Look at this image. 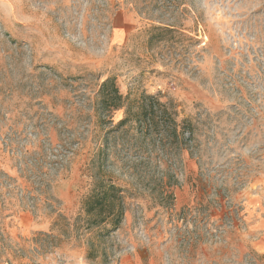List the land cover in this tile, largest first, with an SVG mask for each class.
<instances>
[{"label": "rangeland", "instance_id": "374dc122", "mask_svg": "<svg viewBox=\"0 0 264 264\" xmlns=\"http://www.w3.org/2000/svg\"><path fill=\"white\" fill-rule=\"evenodd\" d=\"M107 79L189 131L104 122ZM96 178L126 209L104 238L82 209ZM257 214L264 0H0V264H264Z\"/></svg>", "mask_w": 264, "mask_h": 264}, {"label": "trees", "instance_id": "16d2710c", "mask_svg": "<svg viewBox=\"0 0 264 264\" xmlns=\"http://www.w3.org/2000/svg\"><path fill=\"white\" fill-rule=\"evenodd\" d=\"M97 93L99 111L105 114L104 118H109V121L104 122L113 124L111 115L126 108V117L115 126L117 130L126 131L128 124L133 123L140 136L151 139L159 137L165 144L170 140L178 141L189 131V125L183 123L180 126L175 119L176 113H172L171 108L161 103L158 97L144 96L136 111H133L129 98L120 94L113 79L102 82ZM180 127L181 131H178ZM103 155H106V151L99 150L98 160ZM123 199L121 188L96 178L91 193L82 202L89 227L101 228L100 236L103 238L115 232L121 226L126 212Z\"/></svg>", "mask_w": 264, "mask_h": 264}, {"label": "crops", "instance_id": "0c3cea01", "mask_svg": "<svg viewBox=\"0 0 264 264\" xmlns=\"http://www.w3.org/2000/svg\"><path fill=\"white\" fill-rule=\"evenodd\" d=\"M256 224H258V226H264V218L261 215H259V214H257V222H256Z\"/></svg>", "mask_w": 264, "mask_h": 264}]
</instances>
